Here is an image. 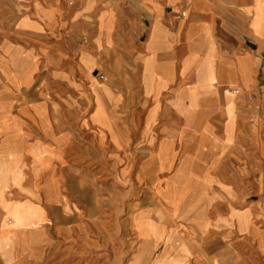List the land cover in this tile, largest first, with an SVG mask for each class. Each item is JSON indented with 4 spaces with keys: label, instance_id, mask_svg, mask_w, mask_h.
Wrapping results in <instances>:
<instances>
[{
    "label": "crops",
    "instance_id": "crops-1",
    "mask_svg": "<svg viewBox=\"0 0 264 264\" xmlns=\"http://www.w3.org/2000/svg\"><path fill=\"white\" fill-rule=\"evenodd\" d=\"M64 1L0 0V226L10 213L22 227L15 237L7 228L16 246L0 264L42 262L53 215L51 237L77 236L94 254L121 256L108 248L127 224L137 264H264V0L221 11L214 0H136L147 13ZM113 62L107 79L99 65ZM78 131L86 160L108 156L106 173L122 163L118 187L144 194L128 206L88 203L85 224L62 211L68 190L83 194L66 168ZM37 160L47 164L32 172ZM37 217L47 222L30 240Z\"/></svg>",
    "mask_w": 264,
    "mask_h": 264
},
{
    "label": "rangeland",
    "instance_id": "rangeland-1",
    "mask_svg": "<svg viewBox=\"0 0 264 264\" xmlns=\"http://www.w3.org/2000/svg\"><path fill=\"white\" fill-rule=\"evenodd\" d=\"M186 1H187V4H189L190 0H186ZM214 2L216 3L215 8L220 11L223 10L224 8L229 7L228 0H214ZM137 5H138V2L136 0H109V1L106 0V2L103 3L104 8H108V7L115 8L116 10H119L120 13H129V11L136 12L135 10H137V7L141 11L147 13L146 8L144 6H142L141 4H139L138 6ZM104 15L105 14H101V16L99 17L100 30L103 28V25H104V21H103ZM224 15H225L224 18L222 19L225 21L224 25L226 27H229L231 25L232 26L236 25V23L231 18H229L227 14L224 13ZM139 25L142 28V31H144L145 30L144 24L139 23ZM83 34L87 36V34L85 33ZM135 38L139 40L138 33L135 36ZM99 66H100L99 70L103 72L106 78L108 77L106 70H111L112 72H116L115 70H117L118 68L117 62L111 63L109 65L110 67L106 66V64L104 63L100 64ZM98 109L99 108H97L96 112L98 111ZM94 116H93V120H94ZM0 131H2V127H0ZM101 135L103 136V134H100V136ZM77 138L79 142L78 150H77L78 155L71 162L70 161L67 162L66 168L70 170V168L72 167V170L77 172L78 179L82 180L80 187L82 189L83 194L72 193L71 190L67 191L66 196L68 199V202H67L68 208L66 209L65 207L63 209L62 207V211L65 215L71 216L72 214H74V217L79 222H82L83 224H85L86 213H87V209L85 207L88 203L93 202L96 206H99V204L102 203L101 204L102 207H103V204L104 203L106 204L107 202L110 203V206H113V205L118 206V204L124 206V204L120 201L125 199L127 202L126 204L128 206L129 205L128 203L134 200H139L143 197L144 195L143 193L129 192V190L132 189V187L130 186L131 185L130 183L125 184V185L121 184L120 188L118 187V184H116L117 181L114 180V178L116 179L115 172L116 170L118 171L121 169L120 166L122 167V163L118 165L119 167L116 166L115 171H113L112 173H110L109 171H108L109 173H106V171L104 170L107 169L108 167H109L108 170H111L114 162L110 161L108 156H106L104 159H98L96 156H94V158L91 159L90 157V159L86 160L85 159L86 157V154H85L86 137L78 131ZM128 157H130V155ZM43 161L44 160L34 161L36 164L32 166V172L37 171L38 168L42 170L47 164L46 161L45 162ZM89 172L90 173L93 172L95 176L94 175L93 177L88 176V178H86V174ZM6 175H7V170L0 169V178ZM46 186L48 188L49 186H51V183L46 184ZM2 187H3V180H2V184L0 182V194L3 192ZM73 189L75 190V188ZM249 199H252V198H249ZM26 204H28V202H26ZM107 208L108 207L100 209V212L102 214L107 213L108 212ZM112 211L116 212V210L113 209L109 211V213H111L109 214V218L111 221L109 224V231L111 233H113L114 231H116V229L119 228V225L117 224L118 219L117 217L113 216ZM130 211L131 213L133 212V210H131L130 208H127L125 210L126 214H123V215L128 216ZM4 214L6 215L7 212L5 211ZM174 214L176 213H173L172 216H174ZM11 220L13 221L14 224H12ZM59 220H60L59 218H55L53 215V225L49 227L50 229L47 231V234L50 237V240L47 242V256L40 263L34 262L30 264H137L138 258L134 259V256H133L137 248V241L134 240L132 238L131 233H129V227L127 224L124 226L125 232H123V227L120 226V236H122V240L120 242L119 240H115L113 245L110 246V248H108L109 250H116L117 247H119L118 249L122 252V254L121 256H117L108 251L98 252L96 254L90 253L77 243V241L80 239L76 241L78 237L74 235L72 236L73 240H62L61 238H57L56 236L51 237V235L53 234L52 233L53 228L59 225V224H56V223H59ZM69 220L70 218L67 219V221ZM44 222H47V221H44ZM44 222L39 223V217H37L36 222L27 224V226L24 229L25 231L24 234L28 233V236L31 240V237H30L31 230L38 228V227L42 228V224ZM132 222H133V227H135L136 230H138L139 227H144L145 225L143 223L140 224V219H137L136 217L132 218ZM14 225L15 227L14 229H12L11 226H14ZM71 227H74V226L72 225ZM7 228L10 230L11 229L13 230L11 232L12 234H14L13 235L14 237L18 234V232H20L19 230L22 231V227L21 228L20 226L17 227L16 223L14 222V219L11 217L10 213H8V215L5 216L4 221L0 226V246L4 244L5 240H7L6 237L3 238L4 235L9 233L7 231ZM124 233H125V236H123ZM19 243H20L19 247L23 248L24 243H25V237H23V239L20 238ZM115 253L117 254V252Z\"/></svg>",
    "mask_w": 264,
    "mask_h": 264
},
{
    "label": "bare ground",
    "instance_id": "bare-ground-1",
    "mask_svg": "<svg viewBox=\"0 0 264 264\" xmlns=\"http://www.w3.org/2000/svg\"><path fill=\"white\" fill-rule=\"evenodd\" d=\"M19 215V214H18ZM17 217V216H16ZM14 222L16 223V225H17V227H19V224H18V221L16 222L15 220H14ZM15 227V225L13 226V228ZM6 239L7 240H5V242H4V244L3 245H1L0 246V253H2L4 250H6V245L7 246H9V245H15V242H13V241H9V238L8 237H6ZM14 240V239H13ZM17 241V240H16ZM18 243V242H17ZM19 245V244H18ZM16 246V245H15Z\"/></svg>",
    "mask_w": 264,
    "mask_h": 264
},
{
    "label": "built area",
    "instance_id": "built-area-1",
    "mask_svg": "<svg viewBox=\"0 0 264 264\" xmlns=\"http://www.w3.org/2000/svg\"><path fill=\"white\" fill-rule=\"evenodd\" d=\"M66 2H67L68 5H72L73 2H74V0H66ZM84 42H86V39H85V38H84ZM98 79H99L100 81H102V80L105 79V77H104L103 74H100V75H98ZM233 92H234V93H238V90L234 89ZM250 97H251V95H247V98H250Z\"/></svg>",
    "mask_w": 264,
    "mask_h": 264
}]
</instances>
